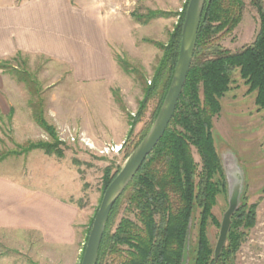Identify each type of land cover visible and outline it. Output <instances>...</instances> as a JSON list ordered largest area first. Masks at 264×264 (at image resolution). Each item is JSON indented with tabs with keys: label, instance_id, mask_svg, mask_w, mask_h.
I'll return each instance as SVG.
<instances>
[{
	"label": "rangeland",
	"instance_id": "rangeland-1",
	"mask_svg": "<svg viewBox=\"0 0 264 264\" xmlns=\"http://www.w3.org/2000/svg\"><path fill=\"white\" fill-rule=\"evenodd\" d=\"M243 1L245 6L240 23L220 41V45L230 52L252 44L259 31L257 8L252 5V0ZM185 2L124 0L126 5L123 3L118 10L112 8L114 24L120 26L122 34L116 50L113 49L118 73L117 79L109 84L110 88L106 89L102 82L75 83L70 74L64 72L54 78V83L52 65L40 58H13L3 63L5 72L12 73V80H16L11 71L14 68L19 72L18 77L27 74L37 79L39 87L34 96L26 89L23 94L10 89L2 93L0 159L3 161L0 173L15 177L31 188H42L60 198L65 197L75 205L79 210L74 224L78 248H82L90 232L105 191L104 179L119 172L159 112L163 89L147 95L146 87L153 81L163 52L150 42L168 43ZM260 4L264 10V0ZM148 10L171 12L172 15L153 19L144 26L129 17L133 12L144 15ZM124 62L127 66L123 67ZM231 79L229 91L220 99L221 111L212 120L213 142L225 173L233 168L241 176V213L247 215L253 211L255 222L250 228L239 226L245 236L228 263L264 264V109L255 105V93L248 92L237 71ZM22 86L24 89V84ZM30 102H41L44 119L56 128L57 140L64 139L63 143L56 144L35 125ZM10 107L15 112L11 116L8 113ZM60 127H69L70 131L61 132ZM84 128L93 131L88 133ZM117 136L122 137L121 142L112 144ZM26 142L52 144L49 148L52 154L45 155L39 149L22 154ZM57 154L62 156L57 157ZM193 158L200 169L195 150ZM219 190L211 209L214 220H209L206 226L212 249L228 207L227 191H223L221 185ZM118 208L111 231L122 217L133 219V215L125 210V199ZM197 218L196 214L194 219ZM196 220L191 226L190 252L196 246ZM76 247L43 250L34 235L0 231V264H79L80 253Z\"/></svg>",
	"mask_w": 264,
	"mask_h": 264
},
{
	"label": "trees",
	"instance_id": "trees-1",
	"mask_svg": "<svg viewBox=\"0 0 264 264\" xmlns=\"http://www.w3.org/2000/svg\"><path fill=\"white\" fill-rule=\"evenodd\" d=\"M188 1L177 16L180 20L169 35L168 43L150 42L163 52V56L153 81L146 87L147 95L163 89L162 98H165L178 58L181 27ZM260 2L252 0L260 19L256 38L240 51L230 52L220 45V41L240 23L244 1H206L191 67L172 120L113 206L101 239L97 264H180L187 228L190 221L193 226L196 214V246L192 252L189 246V264H231L228 261L245 236L239 226L245 229L252 227L255 217L253 211L242 214V207L239 206L231 218L226 245L219 259L214 261V249L206 236V226L209 220H214L211 209L220 192L219 186L225 191L226 182L221 160L214 147L212 120L221 111L220 99L229 91L231 76L235 71L248 87V92L255 93V105L264 109V10ZM171 15V12L151 10L144 15L131 13L135 21L142 25ZM124 66L127 63L124 62ZM0 69H3V63H0ZM123 69L128 72L126 68ZM11 71L24 83L31 96L37 94L39 85L35 79L27 74L18 77L19 72L14 68ZM29 106L37 126L56 144L60 143L54 128L43 117L41 102H30ZM50 146L52 144L46 142L27 143L22 154L39 149L45 155H50ZM193 150L200 159V169L194 161ZM115 176L104 179V189ZM124 199L125 210L133 215V219L122 217L111 231L118 207ZM86 241L87 237L79 264Z\"/></svg>",
	"mask_w": 264,
	"mask_h": 264
},
{
	"label": "crops",
	"instance_id": "crops-1",
	"mask_svg": "<svg viewBox=\"0 0 264 264\" xmlns=\"http://www.w3.org/2000/svg\"><path fill=\"white\" fill-rule=\"evenodd\" d=\"M123 3L124 0H0V63L13 58H40L52 65L54 83V78L64 72L75 83L102 82L106 89L110 88L118 73L113 49L122 34L111 10H118ZM129 17L142 25L131 14ZM10 74L0 69L1 106L3 91L23 94L26 89L17 76L12 80ZM36 82L39 85L37 79ZM8 113L15 114L11 107ZM121 140L117 136L112 144ZM60 142L64 140L60 138ZM78 214V208L65 197L31 188L0 173V231L34 235L43 250L73 249L78 243L74 226ZM82 248L76 247L80 255Z\"/></svg>",
	"mask_w": 264,
	"mask_h": 264
},
{
	"label": "water",
	"instance_id": "water-1",
	"mask_svg": "<svg viewBox=\"0 0 264 264\" xmlns=\"http://www.w3.org/2000/svg\"><path fill=\"white\" fill-rule=\"evenodd\" d=\"M206 1L207 0H189L187 3L181 27L178 58L165 98L148 132L126 158L119 172L105 189L87 237L81 264H97L101 239L113 206L132 182L147 157L157 146L172 120L191 67L199 24ZM224 176L228 196V207L220 222L218 238L213 251L214 261L219 259L225 246L231 218L240 206L239 202L242 192V179L236 169L232 168L227 173L224 171ZM191 223L190 221L185 235L180 264H189Z\"/></svg>",
	"mask_w": 264,
	"mask_h": 264
},
{
	"label": "built area",
	"instance_id": "built-area-1",
	"mask_svg": "<svg viewBox=\"0 0 264 264\" xmlns=\"http://www.w3.org/2000/svg\"><path fill=\"white\" fill-rule=\"evenodd\" d=\"M61 140H64V139H61ZM71 140H72V141H74V139H72V137H71ZM116 149H117V151H120V150H118V148H117V147H116ZM119 149H120V148H119Z\"/></svg>",
	"mask_w": 264,
	"mask_h": 264
},
{
	"label": "flooded vegetation",
	"instance_id": "flooded-vegetation-1",
	"mask_svg": "<svg viewBox=\"0 0 264 264\" xmlns=\"http://www.w3.org/2000/svg\"><path fill=\"white\" fill-rule=\"evenodd\" d=\"M221 164H222V161H221Z\"/></svg>",
	"mask_w": 264,
	"mask_h": 264
},
{
	"label": "bare ground",
	"instance_id": "bare-ground-1",
	"mask_svg": "<svg viewBox=\"0 0 264 264\" xmlns=\"http://www.w3.org/2000/svg\"><path fill=\"white\" fill-rule=\"evenodd\" d=\"M118 148V147H117ZM119 150V149H118Z\"/></svg>",
	"mask_w": 264,
	"mask_h": 264
}]
</instances>
